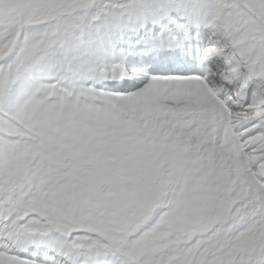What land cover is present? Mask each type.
<instances>
[{"label":"snow or ice","instance_id":"snow-or-ice-1","mask_svg":"<svg viewBox=\"0 0 264 264\" xmlns=\"http://www.w3.org/2000/svg\"><path fill=\"white\" fill-rule=\"evenodd\" d=\"M0 264H264V0H0Z\"/></svg>","mask_w":264,"mask_h":264}]
</instances>
